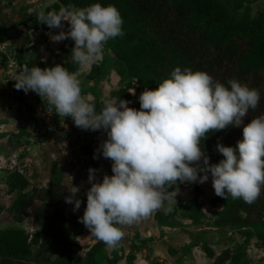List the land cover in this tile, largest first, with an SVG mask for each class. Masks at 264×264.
<instances>
[{
    "label": "clouds",
    "instance_id": "clouds-1",
    "mask_svg": "<svg viewBox=\"0 0 264 264\" xmlns=\"http://www.w3.org/2000/svg\"><path fill=\"white\" fill-rule=\"evenodd\" d=\"M37 21L61 29L51 36L54 42L74 41L72 60L81 71L102 59L109 39L123 34L121 14L112 4L41 10ZM81 71L69 72L63 64L25 66L14 80L17 90L37 93L58 116L71 117L76 127L107 133L99 151L112 161V174L97 180V170L88 169L91 186L79 218L97 240L117 247L126 226L148 218L165 200L176 197L177 192L169 190L173 185L203 184L209 173L217 196L226 200L230 195L249 204L259 198L264 186V114L244 125L243 138L235 147L217 144L224 157L218 163L209 162L201 145L209 132L240 126L259 104L258 89L235 79L226 86L206 71L176 67L156 89L140 93L139 109L130 107L128 100L110 97L97 112L95 103L82 94ZM64 174L62 185L69 193L65 202L75 212L81 206L80 187L72 175Z\"/></svg>",
    "mask_w": 264,
    "mask_h": 264
},
{
    "label": "trees",
    "instance_id": "trees-1",
    "mask_svg": "<svg viewBox=\"0 0 264 264\" xmlns=\"http://www.w3.org/2000/svg\"><path fill=\"white\" fill-rule=\"evenodd\" d=\"M245 1L252 0H55L43 11H59L61 8H86L93 3L112 4L119 10L123 24L122 35L109 39L104 51H110L115 58L116 71L124 78L119 88L110 92L111 97H120L134 101L130 89L137 82V94L145 89H156L163 79L168 78L176 67L181 70L190 68L193 71L208 72L215 80L227 86L229 80L235 79L250 88L260 91V101L255 110L243 118L240 126L229 125L223 130L209 132L201 145L205 155L216 163L223 159L218 152L217 144L235 147L243 138V127L252 117L264 114V4L256 15H251V7ZM35 13L29 21H22L26 29L44 28L46 24L37 21ZM11 37L9 29L0 27V41ZM70 44L56 50V56L69 71L75 72L79 65L69 57ZM19 71L25 66L29 69L35 64L22 61L20 56ZM39 66V65H37ZM103 73L101 65L93 63L86 74L87 78L96 79ZM135 105H140L139 99ZM87 144H82L87 150ZM112 165V164H111ZM62 169L52 162L51 179L60 180ZM29 181L20 171L15 172L10 181V189L16 191L12 202V218L23 222L28 208L35 197L37 188L28 187ZM185 195L177 192L170 200L172 209L168 219L158 210L154 213L159 224L174 225L175 219L185 217L195 226L203 223L205 210L200 199L201 188L192 185ZM60 193L48 189L45 199L58 202ZM167 200L164 201V203ZM209 202L221 208L215 212V219L210 225L226 228L239 233L244 244L255 238L264 248V186L259 198L249 204L243 199H232L229 195L223 199L216 194ZM169 220V222L167 221ZM78 229L71 233L63 229H38L29 233L23 227L8 226L0 229V264H34L30 257L32 244H41L42 253L51 242H63L65 250L51 258L43 254V261L35 264H69L75 257L73 247L78 245ZM106 244L95 241L86 251L84 264H100L101 257H107ZM191 246H198L196 240ZM205 253L215 255L212 264L241 263L244 252L233 253L226 247L215 254L207 242L200 244ZM135 254L128 252L127 264H134ZM114 260L113 258L109 259Z\"/></svg>",
    "mask_w": 264,
    "mask_h": 264
},
{
    "label": "crops",
    "instance_id": "crops-1",
    "mask_svg": "<svg viewBox=\"0 0 264 264\" xmlns=\"http://www.w3.org/2000/svg\"><path fill=\"white\" fill-rule=\"evenodd\" d=\"M12 9L6 10L4 5L0 3V27H6L11 33L10 38L0 41V204L6 201L4 210L13 213L12 202L16 196V191L10 189V181L14 178L16 171H20L28 179L29 188L45 185L47 190L53 189L60 193L61 197L58 202L47 200L45 197L43 201L50 202L48 207L57 208L61 213L59 216L53 213L52 216L61 219L63 217L68 221L67 227L65 225L67 231L63 229L65 232L70 231L68 228L79 230L78 245L75 248L77 249L76 254L83 256L89 246L97 241L90 234L89 229L79 220L86 207L87 190L91 186L88 182V169L91 167L97 170V180H102L105 173L112 174V161L105 159L99 151L101 142L107 139V133L103 129L92 131L75 126L77 130H80L81 136L86 137L76 150L62 146L58 149H52V142L55 141L53 138L40 142H34L31 139L29 134L33 126L32 121L17 95L12 72L8 66V56L9 54L15 55L18 67L17 56H20L23 62L29 61L41 68L51 67L55 64H61V59L56 56V50L63 45L70 44L68 54L72 58L71 51L74 41L69 38L54 42L51 36L61 29H26L22 24V21H27L25 15ZM24 13L26 14V11ZM17 17H21L23 20L16 23ZM68 30L69 22L65 21L63 31L67 32ZM114 59L110 51H103L102 59L96 62L101 65L103 73L96 79L86 77L92 64L86 70L81 71L79 67L75 71H81L79 79L81 80L82 94L90 102L95 103L97 112L102 107V101L110 98V92L119 88L124 81V78L116 71ZM136 87L137 82L130 89L134 101L129 106L139 109L140 105H135L139 99L138 94L135 97ZM85 131L88 132L85 133ZM82 144H87L85 146L87 150H84ZM78 151L80 152L79 155ZM94 153L98 158H94ZM79 156H83V158L81 159ZM45 160H48L49 163L47 169L43 171L39 165ZM53 161L56 162L57 167L62 169L61 178L58 181L51 179ZM64 173L72 175L74 177L73 183L80 187L77 196L81 200V206L75 212L73 205L65 202V197L69 193L66 186L62 185L66 179ZM54 203L57 204L53 205ZM154 213L139 223L126 226L123 229L125 236L117 247L109 248L106 245L107 257L105 259L114 264H127L126 256L128 252H132L135 254L134 264H196L198 257H196L195 251L198 246L192 247L191 244L182 243L181 240L175 241L176 238H173L171 234L175 232L174 230L181 228H177L175 225L159 224ZM172 218L173 215L170 219ZM11 226L23 227L22 222L17 221ZM171 242L173 243L170 245L172 249H168ZM157 251H160V254L163 253V257H159L156 254ZM110 258L114 260L110 261ZM239 264H249V261L244 260L243 263Z\"/></svg>",
    "mask_w": 264,
    "mask_h": 264
},
{
    "label": "rangeland",
    "instance_id": "rangeland-1",
    "mask_svg": "<svg viewBox=\"0 0 264 264\" xmlns=\"http://www.w3.org/2000/svg\"><path fill=\"white\" fill-rule=\"evenodd\" d=\"M53 1L55 0H0V3L4 5V8L6 10H11L12 8H14L12 10H16L22 15H25V18L27 19V21H29L28 18H30L35 13H39L41 10H44V8ZM245 3L250 5L251 15L254 16L258 13L259 10L262 9L264 0H252L250 2L245 1ZM25 11L26 14L24 13ZM21 17L16 20V23H19L23 20L21 19ZM134 93H135V97H137V92ZM87 132L88 131H85V133ZM76 133H78V135H80L81 138L79 137L78 142L74 146L68 147L69 149L72 150L78 149L81 146V142L86 139L85 136L84 137L81 136L80 130L76 129ZM46 139L49 138L37 140L34 142H40ZM51 146L52 149H58L59 147L61 148V145L59 146L55 141L52 142ZM79 153L80 152L78 151V155ZM79 157L81 159L83 158V156H79ZM209 162L216 163L210 157H209ZM48 163L49 161L45 160L42 164L39 165V168L45 171L47 169ZM194 184L195 185L197 184L202 190L200 199L203 203V208L205 210V216L203 217L204 224L197 227L193 225L191 221L185 217L181 216L180 218H176L174 225L177 228L179 227L181 229L180 230L176 229L174 230L175 232H172L173 234L171 235L173 236V238H176L175 241L181 240L182 243H186L188 245H190L194 240L197 241L198 247L195 251V255L196 257H198V262H196V264H212L215 258V255L211 257V255L205 253L204 250L201 248L200 244L203 241L211 245V247L215 251V254L219 253L226 247H230L233 253L238 251H240V253L244 252L245 255L241 256V260H242L240 261L241 263H243L244 260H247L249 261V264H264V248L261 245H259V242L255 238L250 239L248 244L245 245L244 239L243 237H241L239 233L230 231L229 229L226 228L210 225L212 220L215 219L216 217L215 212L221 208V204H217L216 206H213L209 202L210 198H212L215 194L214 188L212 186V177L210 173L208 180L203 184L198 182L197 183L186 182V183H178L176 185H173L172 187L174 189H177L178 194L185 195L188 191L191 190V188L193 187L192 185ZM36 188L37 191L35 193V197L28 208V212L25 217V220L22 222L23 227L29 233H33L38 229H48V231L51 232L53 229L62 228L65 231H67L65 225L67 227L68 221L65 220V218L63 217L61 219L52 216L53 213L54 214L56 213V215L58 216L61 215V213L57 208L48 207L50 202L43 201V198L47 196V192H48V190L45 188V185L38 186ZM3 203L0 204V229L11 226L15 222V220L12 218V212L4 210L6 201H3ZM171 203L172 202L170 200H167L164 203V206L160 210L164 214V216H166V218L168 219H170L171 217V215L169 214L171 210L166 211L165 209L168 208L172 209ZM55 204L57 203H54L53 205ZM168 219L167 221L169 222ZM164 225H168V223L166 222V224ZM68 229H70L68 233H71L73 231V228H68ZM170 245H173V243L171 242L169 244L168 249H172L171 248L172 246L170 247ZM64 250H65V244L63 242L49 243L44 253H42V246L40 243L32 244L30 249V257L34 264L35 262L41 263L43 261L42 258L43 254H50V257L54 258ZM105 250H106V246H105ZM76 252L77 249L74 247L72 249V253L75 258L71 260L69 264H84L86 253H84V255L81 256L76 254ZM156 254H158L159 257H163L162 255L163 253L160 254V251H157ZM100 264H114V263L109 262L103 256L100 258ZM225 264H232V263L226 262Z\"/></svg>",
    "mask_w": 264,
    "mask_h": 264
},
{
    "label": "built area",
    "instance_id": "built-area-1",
    "mask_svg": "<svg viewBox=\"0 0 264 264\" xmlns=\"http://www.w3.org/2000/svg\"><path fill=\"white\" fill-rule=\"evenodd\" d=\"M8 66L12 72L13 82L16 83L14 79L21 71L14 54H9ZM17 95L32 121L30 136L33 141L53 138L59 145L67 148L78 142L80 135L76 133L71 117L58 116L54 107L33 91L25 93L23 90H17Z\"/></svg>",
    "mask_w": 264,
    "mask_h": 264
}]
</instances>
